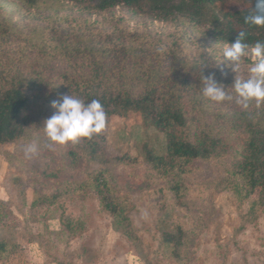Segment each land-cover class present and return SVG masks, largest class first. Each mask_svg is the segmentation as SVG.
Listing matches in <instances>:
<instances>
[{"label":"rangeland","instance_id":"1","mask_svg":"<svg viewBox=\"0 0 264 264\" xmlns=\"http://www.w3.org/2000/svg\"><path fill=\"white\" fill-rule=\"evenodd\" d=\"M0 1L9 3L0 7V67L26 73L35 70L49 83L61 81L55 78L61 71L87 70L86 59L66 49L76 35L64 33V28L77 31L82 38L74 44L80 46L90 33L103 35L118 23L114 13H103L86 20V29V17L71 7L29 9L17 0ZM250 7L245 0L216 3L221 12ZM115 11L119 16L120 11ZM1 16L11 18V23ZM127 25L132 34L143 35L147 30L141 18L130 17ZM151 28L153 38L160 35L162 49L179 31L172 23H155ZM199 51L197 45L188 43L182 53L193 58ZM243 58L251 64L246 70L239 65L233 70L240 79L248 77L255 62L250 54ZM51 102L43 100L30 112L33 123L25 137L0 144V241L14 245L0 264H177L186 252L166 244L164 235H178L180 226L197 234L191 264H264V204L252 206L253 198L235 192L241 190L239 184L228 183L226 170L233 160L232 150L222 159L190 164L184 178L187 205L180 207L168 188V179L151 171L143 160L145 145L163 154L165 139L139 113L109 117L101 133L94 134L98 155L109 161L101 164L90 161L89 144L81 139L74 144L50 145L43 122L55 111ZM33 140L38 151L29 157L25 147ZM70 152L76 156L71 157ZM124 155L137 160L130 165L113 160ZM100 167L108 169L118 194L128 204L139 237L134 244L112 229V218L101 209L98 195L80 187ZM67 188L70 191L64 193ZM35 191L41 197L62 192L60 204L38 201L33 205ZM62 216L74 223L69 232L62 226Z\"/></svg>","mask_w":264,"mask_h":264},{"label":"trees","instance_id":"2","mask_svg":"<svg viewBox=\"0 0 264 264\" xmlns=\"http://www.w3.org/2000/svg\"><path fill=\"white\" fill-rule=\"evenodd\" d=\"M17 1L29 9H76L78 14L86 17V29H89L86 20L103 13H114L118 23L103 35L90 33L80 46L74 44L82 38L77 31L71 26L64 28V33L76 35V41L66 49L72 54H80V59H86L87 70L61 71L55 77L61 79L59 82L49 83L35 70L26 73L0 67V144L25 137L33 123L30 112L43 100L55 101L67 94L85 103L95 99L102 104L106 120L133 111L163 134L164 153L157 154L145 145L143 160L151 171L168 179V188L176 205H187L184 178L190 172V164L198 160L222 159L229 149L234 155L226 170L228 183L233 180L239 184L241 190L235 189V192L253 198L252 206L264 204V104L257 106L253 101L244 108L236 102L233 84L240 78L233 73L232 66L222 60L224 48L235 42L240 31L246 34L243 41L249 46L246 51L256 42H264V27L248 25L244 19L254 10L256 0H245L251 7L234 12L216 9L217 2L226 0ZM4 5L9 3L0 1V7ZM116 9L120 11L119 16H116ZM130 17L143 20L147 27L143 35L130 33L127 25ZM1 19L11 23V18L1 16ZM155 23H172L179 29L169 42L166 41L163 49L160 35L158 39L152 37L151 26ZM188 43L200 48L193 58L182 53ZM250 64L251 60L247 58L238 63L245 70ZM211 74L224 85L226 94L233 97L231 100L215 103L203 96V76ZM92 137L81 139L85 145L89 144L86 151L90 161L108 163L104 156L98 155V143ZM69 154L76 156L74 152ZM113 160L130 165L137 159L124 155ZM80 187L92 189L98 195L101 209L112 218L114 231L130 243L139 240L128 215V204L118 194L107 168L94 170L89 181L80 183ZM69 191L67 188L63 192ZM37 194L40 193L35 191L37 198L33 205L38 201L59 205L62 198L60 191L42 197ZM61 221L66 232L74 228L73 221L63 216ZM177 231L178 235L166 233L164 241L186 252L177 264H191L197 234L194 229L182 226ZM13 247L7 240H1L0 259Z\"/></svg>","mask_w":264,"mask_h":264},{"label":"clouds","instance_id":"3","mask_svg":"<svg viewBox=\"0 0 264 264\" xmlns=\"http://www.w3.org/2000/svg\"><path fill=\"white\" fill-rule=\"evenodd\" d=\"M245 23L256 27H264V0H256L254 10L245 16ZM245 32L240 31L234 43L224 48L222 60L231 65L233 70L238 66L241 57L251 55L255 62L249 68L247 79H235L233 84L236 102L247 108L250 102L257 106L264 104V42H256L249 46L244 43ZM203 96L208 100L220 103L233 97L226 94L224 85L217 82L215 75L203 76ZM54 113L43 122V130L50 145L77 143L80 139L91 138L100 133L106 123V114L102 104L93 99L85 103L81 99L67 94L59 100L51 102ZM38 151L37 141L33 140L25 147L29 157Z\"/></svg>","mask_w":264,"mask_h":264}]
</instances>
